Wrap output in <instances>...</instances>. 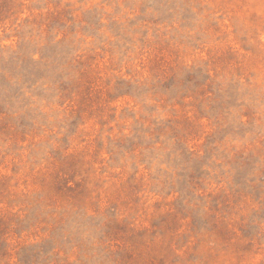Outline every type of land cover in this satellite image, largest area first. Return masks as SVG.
I'll list each match as a JSON object with an SVG mask.
<instances>
[{
  "label": "rangeland",
  "instance_id": "obj_1",
  "mask_svg": "<svg viewBox=\"0 0 264 264\" xmlns=\"http://www.w3.org/2000/svg\"><path fill=\"white\" fill-rule=\"evenodd\" d=\"M0 264H264V0H0Z\"/></svg>",
  "mask_w": 264,
  "mask_h": 264
}]
</instances>
